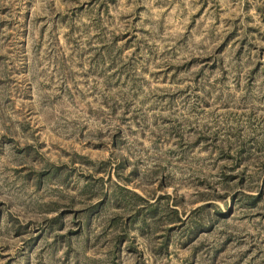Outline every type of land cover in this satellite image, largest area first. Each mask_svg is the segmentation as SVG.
<instances>
[{
    "label": "rangeland",
    "instance_id": "1",
    "mask_svg": "<svg viewBox=\"0 0 264 264\" xmlns=\"http://www.w3.org/2000/svg\"><path fill=\"white\" fill-rule=\"evenodd\" d=\"M0 264H264V0H0Z\"/></svg>",
    "mask_w": 264,
    "mask_h": 264
},
{
    "label": "trees",
    "instance_id": "2",
    "mask_svg": "<svg viewBox=\"0 0 264 264\" xmlns=\"http://www.w3.org/2000/svg\"><path fill=\"white\" fill-rule=\"evenodd\" d=\"M222 180L227 183L229 180H235V176H226V174L221 171ZM241 181V180H240ZM112 204L115 208L120 207V209H127L129 208L128 203L124 200L119 199L116 194L112 195ZM138 199L140 205L133 207V210L129 214L126 220L119 221L117 217H112L109 222L108 226L114 228V230L119 234L115 241L113 242V246L115 250H119V246L123 243L128 241V229L131 226L137 225L140 229L141 234L150 233L152 231V224L154 226L157 224L158 227L160 225L166 226L164 230V234L156 240L160 239L159 244H157V248L154 249V252L157 255H162L168 249L169 245V233L172 231H179L181 233L182 238L184 239L183 245H187L195 241L199 234L208 231L207 229L211 225L212 216L210 215V209H213L214 206L212 205H201L195 208L193 211L190 212L189 216L185 219L179 215V211L174 207L165 204L164 208L159 206L161 200L168 199V198H159V200L155 201L154 203H149V201L141 198L138 195H135ZM251 204L257 202L258 197L249 198ZM205 201V200H204ZM103 203L101 201L93 206L89 207L85 210V218H86V225L90 223V220L93 216L98 215ZM124 205V206H122ZM175 206V205H174ZM163 210H162V209ZM217 215V212H215ZM221 215V214H220ZM198 217L197 220H193L192 218ZM11 226L15 224L11 218H9ZM166 220V221H165ZM16 234L19 233L15 228ZM157 242V241H155ZM128 249L131 251L132 246L129 242Z\"/></svg>",
    "mask_w": 264,
    "mask_h": 264
}]
</instances>
